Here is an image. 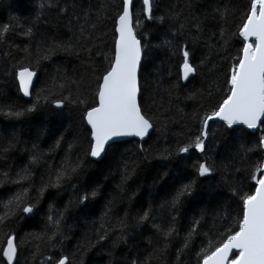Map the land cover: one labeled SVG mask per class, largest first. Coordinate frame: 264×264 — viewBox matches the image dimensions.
Here are the masks:
<instances>
[{
    "label": "snow or ice",
    "instance_id": "obj_1",
    "mask_svg": "<svg viewBox=\"0 0 264 264\" xmlns=\"http://www.w3.org/2000/svg\"><path fill=\"white\" fill-rule=\"evenodd\" d=\"M32 4L0 24V264H264V0ZM146 168L167 194L136 208ZM116 176L130 206L89 220Z\"/></svg>",
    "mask_w": 264,
    "mask_h": 264
},
{
    "label": "trees",
    "instance_id": "obj_2",
    "mask_svg": "<svg viewBox=\"0 0 264 264\" xmlns=\"http://www.w3.org/2000/svg\"><path fill=\"white\" fill-rule=\"evenodd\" d=\"M7 2V0H6ZM12 4L11 9H0V24L8 22L10 18L16 17L17 15L22 17H27L33 8L32 0H10ZM197 57H199V53H197ZM57 63L67 64L69 69H71L72 65L76 63L69 57L60 56L56 58ZM198 62V61H197ZM211 67V65H210ZM44 79L43 73L41 74V81ZM40 85L37 84V87ZM36 119H40V117H36ZM0 123H8L4 118L0 117ZM68 121H65L64 128L68 127ZM68 139L71 140L72 136L68 135ZM156 140V135L154 134L152 139L148 141L149 144L153 143ZM52 141L41 142L42 149L47 152L49 144ZM161 146H163V141H160ZM56 156L58 159L62 153L50 154ZM255 159V157H253ZM27 157H24V162H26ZM155 163V162H154ZM114 167V162H105L104 165H90L84 176L81 178V183L87 182L89 177L97 178L103 181L104 176L108 174L109 165ZM46 167V166H45ZM38 172H43V167H38ZM158 171L156 168H146L143 172L140 173L138 178H134L132 181H129V185L127 187V196H131L134 192H137L138 185L141 186L140 192L137 194L136 198H134L131 202L132 205H135L136 208H139L141 204L144 207L148 206L149 200L153 201L154 206H159L162 202L163 198L167 194L165 190L162 189L161 182L156 181L153 184V180L157 177ZM119 182V177L109 178L107 181L103 194L100 196L99 203L96 205L94 215L89 217V220L97 219L103 212L104 204L108 200H112L115 198V207H129V202L125 197L123 200V205H121V198L124 196V193L120 192L116 188V184ZM247 190V189H245ZM54 193V190H51ZM70 193H65L61 195H53L50 196L48 202H56L58 207H63V205L68 201ZM235 207V205H233ZM73 215H77L76 210H73ZM70 224H73V232L70 233V239L65 242L66 250L70 253L75 249V245L79 237L82 235L84 231L83 220H80L79 224H76L74 221L70 220ZM208 225L211 226V218H209ZM42 217L37 219V222L33 228H23L21 230V235H24L25 232L30 231H39L42 228ZM147 234V232H146ZM183 235V233H182ZM199 241L197 240V245ZM107 247V246H105ZM175 247H179V243H176ZM175 247H173L170 251L174 254ZM86 261H89L90 264H108V257L105 253L104 249L97 248L93 250L87 257H85Z\"/></svg>",
    "mask_w": 264,
    "mask_h": 264
},
{
    "label": "water",
    "instance_id": "obj_3",
    "mask_svg": "<svg viewBox=\"0 0 264 264\" xmlns=\"http://www.w3.org/2000/svg\"><path fill=\"white\" fill-rule=\"evenodd\" d=\"M26 99V98H25Z\"/></svg>",
    "mask_w": 264,
    "mask_h": 264
}]
</instances>
